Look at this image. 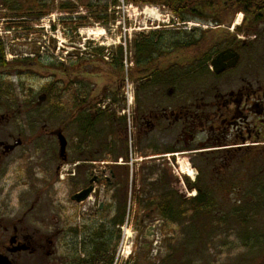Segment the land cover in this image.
Here are the masks:
<instances>
[{
	"label": "flooded vegetation",
	"instance_id": "1",
	"mask_svg": "<svg viewBox=\"0 0 264 264\" xmlns=\"http://www.w3.org/2000/svg\"><path fill=\"white\" fill-rule=\"evenodd\" d=\"M262 3L263 0H163V8L169 10L178 24L185 26L191 20L200 21L210 30L200 32L197 28H188L191 38L186 41L218 34L217 38H206L204 64L212 66V61L221 53L228 55L222 61L228 66L218 72L213 68L209 70L215 82L226 76L223 85L219 81L218 85L199 91L192 84L190 91H177L179 84L175 83V91H146L145 80L151 85L163 84V70H167L168 65L163 64V70L159 66L162 73L155 78L137 75L135 37L129 47L133 54L131 78L136 83L130 102L118 100V76L92 89L91 96L86 94L83 81L79 100L75 102L70 91L64 129L40 125L29 119L15 125L0 123V264H112V245L123 223L115 226L117 232L104 257L101 251H95L102 236L97 231L94 235V231L95 226L103 224L105 207L116 188L126 193L127 208V194L130 201L132 194L126 187L129 174L135 177L149 174L147 171L153 166L148 164L163 161L166 153L173 154L171 158L175 159L176 152H185L193 160L208 162L215 171L222 167H219L221 163H226L228 169L233 165L236 172L241 170V164L263 154L264 25L259 22L256 27H250L245 23L241 31L228 30L226 26L229 20V25L233 24L238 13L243 14L242 23L254 10L261 16ZM208 25H213L214 29ZM172 31L185 41L183 32ZM150 33L141 35L149 36ZM194 34L199 36L193 38ZM158 48L163 50V44ZM73 56L77 59L75 53ZM104 60L107 57L99 61L104 63ZM199 62V52H196L190 58L178 56L177 66H192L191 77L198 75L194 66H199ZM69 66L74 69L67 77L70 85L76 86L73 72L83 71L87 65L84 60L77 59ZM109 77L99 76L103 81ZM43 94L46 97L47 93ZM167 96L175 100L173 108L163 107ZM12 111L13 108L4 109L0 121H8L14 115L9 113ZM16 111L21 115L20 109ZM58 132H62L66 140L62 156ZM154 168L162 177L163 171ZM194 183L197 195L199 184ZM89 188L87 198L80 202L73 200L74 195ZM134 203L139 208L138 199ZM82 205L85 215L78 212ZM210 207L213 206H207ZM138 211H129L128 232L137 224L152 228L159 225L157 220L147 223L139 219ZM252 222L256 221H241L243 231L245 225ZM244 232L241 264H264L260 261L264 235L251 234V228ZM154 233V229L146 230L142 234L145 242L142 250L129 251L123 264H199L197 257L174 251L172 244L170 251H146L150 246L149 235ZM119 247L116 262L124 254Z\"/></svg>",
	"mask_w": 264,
	"mask_h": 264
},
{
	"label": "rangeland",
	"instance_id": "2",
	"mask_svg": "<svg viewBox=\"0 0 264 264\" xmlns=\"http://www.w3.org/2000/svg\"><path fill=\"white\" fill-rule=\"evenodd\" d=\"M52 1V9L46 16L40 20L31 21V19H28L27 25L24 24V27H20L18 25H11V23H17L20 20H16L15 16H12L15 13L10 14L9 9H5L2 5V0H0V42L4 44V59L8 63L6 66H0V113L4 109L13 108V111L9 113L14 114L10 116L8 121H0V123L15 125L26 122V119H29L40 125L59 126V128L64 129V115L67 102H69L70 91L74 95L76 102L80 99V85L83 86L85 84L86 94L90 95L92 89L96 90V87L101 86L103 82H111L115 76H118L120 79L119 102L124 101L123 95L125 93L126 82L129 87L131 86L130 91H132L136 83L131 78L133 54H131L132 50L130 51L129 47L135 37L137 38L141 34L147 35L150 32L162 33L163 30L174 29L175 31L183 32L182 36L186 41L191 38L188 35V28H197L200 32L210 31L206 28V24L200 21L191 20L185 26L178 24V21L173 18L169 10L163 8L161 5L134 4L126 0H117L118 2L113 6L112 0H94L92 2L94 4L93 8L98 12L101 11L103 13L105 2L109 5L108 9L105 10L106 12H104V14L106 13L109 16V23L106 25L96 22L84 23L71 32L70 28L75 23L79 24V21L75 19L77 15L79 13V15L88 14V10L83 5L86 1L69 0L77 6V12L74 14L75 18H72L69 26L62 24L61 18L65 17V13L56 8L64 0ZM147 10L152 11V13L149 14ZM112 15L116 17L115 21H112ZM234 20L235 17L232 23ZM89 21L91 20L89 19ZM53 25H55V28H53ZM208 26L209 28H213V25ZM226 26L228 30L232 27V25ZM182 27L187 28V30L182 29ZM64 29L69 33L66 34ZM87 30H101L102 34L87 36L83 34ZM217 35L211 33L207 36L217 38ZM198 36L199 34H194L192 37ZM121 45L123 48H126L121 59L122 68L115 69L113 62L117 57V47ZM92 47L104 49L103 53L100 54L102 57H107L104 63L100 62L102 57L96 59L98 61H95V58L91 57L93 53L96 54ZM91 48L93 52L90 51ZM196 52V48H187L180 50L177 54L182 59L185 55L189 58L195 56ZM73 53L76 54L77 59L84 60L87 65V67L83 68L85 73L80 70L73 72L72 77L75 79L76 86L70 85L71 80L67 77L70 71H72L71 69H74V67L69 65H71L72 61H77ZM173 57L171 56L170 59L172 60ZM21 60L25 62H20ZM164 62L163 58L156 59L155 61V63H158L162 67V70ZM65 68L69 69L67 73ZM195 68L200 69V71L203 69L204 71L190 77L192 74L190 72L193 70L192 66H177L171 76L165 73L168 71L165 70L163 79H166L163 80V84L156 82L157 85H151V82L149 84L145 80L146 91L155 93L175 91V83L179 84L177 91H190L192 84L199 91H203L204 88L210 89L214 84L218 85L219 81L223 85L226 76L219 77L217 82H215L212 74L209 72V70L211 71L209 63L205 64L204 67L194 66ZM261 71L264 76V67L261 68ZM99 76L110 77L103 81ZM83 81L84 84H82ZM153 81H155L154 78ZM47 87H49L51 95H48L47 99L45 98L38 105V97L43 92L47 93V91H44ZM69 87H71V90ZM76 93L77 96L75 95ZM167 97V99L163 98V107L173 108L175 100L169 98V96ZM17 109L21 110V115L18 114ZM176 154L177 158L175 159L171 157L170 160L163 158V161H153L148 166L159 167L163 171V178L166 180L164 182L166 184V187H164L166 192L169 190L174 194L176 193L184 201L191 199V195L188 194L194 193L188 187V184L198 182L200 187H208L210 198L213 200L211 204L213 207L208 208V214L202 215L203 219H201V215L198 218L193 217L192 219L189 216L186 220L182 219L173 223L165 221L160 214L152 209L141 210L139 213L136 212L137 215H140L139 219L147 220V223H153L157 220L156 222L161 225V227L158 225L156 228L158 233L157 244L152 245V241L149 243V249L146 251H170L169 245L172 244L174 251L188 253L191 257H197L199 264H241L243 253L241 244L244 242V231H249L251 228V234L264 235V153L258 155L257 158L254 157L250 162H245L239 166L246 173L243 176H239L240 172H236V168H232L233 165L227 172L218 173V176H216L215 170L211 169V167L210 169H204L202 174H196L199 171L196 166L200 165L202 167L201 161L199 159H191L184 152H176ZM193 162L194 165H192ZM186 164L190 167L194 180L181 172L183 165ZM154 177L158 179V173ZM216 177L218 178L216 179ZM242 178L244 180L240 181ZM153 181L151 179L149 185L153 186ZM226 182L231 183H229L230 187L234 189L238 188V192L234 193L228 190L223 194L222 191L224 189H219L217 192L214 188L215 185L217 183L225 184ZM147 186L143 185V178L141 179V176L128 175L126 187L132 191L131 201L127 194L128 211L133 210L134 212L139 210L134 200L136 202L137 197L140 199L144 198V192H149L151 188ZM228 187L227 185L225 189ZM132 198L135 199L133 200ZM83 207L84 205L78 210L79 213L83 212ZM252 209H260V212H251ZM83 213L84 215L86 214V212ZM199 220H204L206 224L203 225L205 227L202 226ZM243 220H255L256 222H252L249 226L245 225L243 231L240 223ZM146 229L145 226H139L138 224L133 229H130L128 233L129 238L121 247H119L121 231L118 232L119 235L116 243L112 245V264H123L128 251L139 252L142 250L145 242L141 237ZM258 231L260 232L258 233ZM118 247L124 254L120 255L116 262L115 254L118 251ZM260 261H264V251L260 255Z\"/></svg>",
	"mask_w": 264,
	"mask_h": 264
},
{
	"label": "trees",
	"instance_id": "3",
	"mask_svg": "<svg viewBox=\"0 0 264 264\" xmlns=\"http://www.w3.org/2000/svg\"><path fill=\"white\" fill-rule=\"evenodd\" d=\"M79 2L81 0H78ZM86 1L84 2L83 5L84 7L88 10L87 15H77L75 18L76 12H77V6L72 3V1L69 0H64L62 1L57 8V10H60L61 12L65 13V17L61 18V22L64 26H69L71 24L72 18H75L76 20L79 21V24H74L72 28H70L71 32L75 30L78 26H82L84 23L89 24L90 22H96V23H103L107 24L109 23V16L104 12L105 10L108 9V4L105 2L103 8V13L100 11L98 12L96 9L93 8V1L94 0H83ZM100 1V0H96ZM130 3L134 4H155V5H161L163 6V0H126ZM52 0H2V5L5 9H9L11 12L10 14L15 13L14 18L16 20H20L17 23H11V25H18L20 27H24V24L27 23L28 19L32 20H40L42 17L46 16L48 12L52 9ZM118 2L117 0H112L113 6ZM255 6V5H253ZM93 10V11H92ZM256 10L251 13V15H248V20L246 22L244 21L242 23V26L237 27V31H241L244 24L247 23L248 26L250 27H256L259 22H262L264 25V0L262 3V15L259 16L258 13L255 12ZM9 16V15H7ZM89 19L91 21H89ZM112 21H115L116 17L111 16ZM231 20L226 22L227 25H229ZM70 23V24H69ZM27 25V24H26ZM26 27V26H25ZM53 28H55V25H53ZM64 32L68 34L69 32L64 29ZM207 36L201 35L198 39L194 40H189V41H182L181 35L177 32H174L172 30L166 29L163 30V33H156L152 32L150 33L149 36H140V39L138 40L137 38L134 40V44L136 45V53L138 54L137 57V65L138 67V72L137 75H154V78L157 74L162 73L161 68H159L160 65L158 63H155L156 59L163 58V64H167L168 68L165 72L163 70V73H168L169 76L173 74V72L176 70L177 65H178V52L183 49L187 48H196L197 52H199V57H200V62L199 66L204 67V61H206V55L204 52V47L203 45L206 42ZM210 39V37H208ZM217 42V41H216ZM163 44V50L159 49L158 47ZM118 58H115L114 60V66L117 68H122L121 64V59L123 55V47L119 46L118 47ZM104 49L100 48H95L94 52L96 54H101L103 53ZM93 52V51H92ZM94 55V53H93ZM171 56H174L173 59L171 60ZM20 62H25L21 60ZM6 62L4 59V44L0 42V66H5ZM202 69V68H201ZM67 68H65V71L67 73ZM199 73H203L198 70ZM164 78L163 80H165ZM208 90V88H204L203 91ZM44 91H47V96L51 95L49 91V87L44 89ZM250 155V153H249ZM202 167L200 165H197V167L200 169L198 174H202L204 169H210V164L201 161ZM223 164L222 167L218 168L217 171H215L216 176L217 173H221L223 171H228V165L225 163ZM149 172V174L147 173ZM146 175H143L141 179L143 178V185H148L150 188L149 192H144V198L138 199L139 203V211L141 210H156L158 214L166 218L167 221L170 223L182 220L186 218L193 217L198 218L200 215L201 219L204 217L202 215H206L209 213V209L207 208L208 205H211L213 203V200L210 198V191L208 187H200L198 185L199 189L197 188V195L188 201H184L178 194H174L167 190L164 187H166V184L164 183L166 180L162 177H159L158 174V179L154 176L157 175L158 169L152 167L151 169L149 168L147 171ZM240 172L239 176L245 175V171L238 170V173ZM218 177H216L217 179ZM154 180L153 186L149 185L150 180ZM244 180L243 178L240 180ZM200 181V179H199ZM230 182H226L225 184H220L217 183L215 185V189L218 192L219 189H224L222 191L223 194H225L228 190L237 193L238 188L234 189L230 187ZM199 184V183H198ZM229 186L227 189L226 186ZM113 187V186H112ZM189 188H196L195 183L188 184ZM230 188V189H229ZM218 194V193H217ZM219 198V196H217ZM214 199V197H213ZM258 208V205H257ZM125 210H126V193L121 190V188H116L114 193L110 195V202L107 204L105 207L104 211V221L103 224L100 225L99 227L95 226V231L94 235L97 231L99 236H102V241L99 242L100 245L96 246L97 253L100 251L104 254L109 250L110 248V242L113 240L115 237V234L117 232L115 226L117 224H121L124 219L125 215ZM138 211V213H139ZM249 212V211H248ZM251 212H260V209H252ZM191 214V215H189ZM251 214V213H249ZM189 219V220H190ZM244 219V218H243ZM202 226L205 227L203 224H206L203 221H200ZM194 225V224H193ZM195 226V225H194ZM196 227V226H195ZM100 230V231H99ZM96 243V241L94 242ZM100 252V253H101Z\"/></svg>",
	"mask_w": 264,
	"mask_h": 264
},
{
	"label": "water",
	"instance_id": "4",
	"mask_svg": "<svg viewBox=\"0 0 264 264\" xmlns=\"http://www.w3.org/2000/svg\"><path fill=\"white\" fill-rule=\"evenodd\" d=\"M228 55H224V54H220L219 56L216 57L215 60L212 61L211 65L213 67V69L218 72V70H221L223 68H225V66L228 65H224L222 63L223 60L227 59ZM235 63H233L232 65L234 66ZM45 95L42 94L41 96L38 97V105L41 104L44 100H45ZM57 139L59 142V148H60V156L64 155L65 152V146H66V140L65 137L63 136V134L61 132H58L57 134ZM90 192V188L83 191L82 193L76 194L73 196V200H76L77 202H80L82 200H84L85 198H87V196L89 195Z\"/></svg>",
	"mask_w": 264,
	"mask_h": 264
},
{
	"label": "bare ground",
	"instance_id": "5",
	"mask_svg": "<svg viewBox=\"0 0 264 264\" xmlns=\"http://www.w3.org/2000/svg\"><path fill=\"white\" fill-rule=\"evenodd\" d=\"M147 11H148L149 14L152 13V11H149V10H147ZM83 34H85L87 36H97V35H101L102 31L101 30H98V31H96V30H87V31L83 32ZM181 171L192 178L191 169L188 167L187 164L183 165Z\"/></svg>",
	"mask_w": 264,
	"mask_h": 264
},
{
	"label": "built area",
	"instance_id": "6",
	"mask_svg": "<svg viewBox=\"0 0 264 264\" xmlns=\"http://www.w3.org/2000/svg\"><path fill=\"white\" fill-rule=\"evenodd\" d=\"M124 90H125V93H124L125 94V97L127 99H129L130 98V94H129V87H128V85L125 86V89Z\"/></svg>",
	"mask_w": 264,
	"mask_h": 264
}]
</instances>
